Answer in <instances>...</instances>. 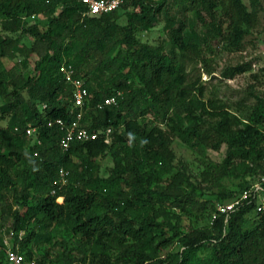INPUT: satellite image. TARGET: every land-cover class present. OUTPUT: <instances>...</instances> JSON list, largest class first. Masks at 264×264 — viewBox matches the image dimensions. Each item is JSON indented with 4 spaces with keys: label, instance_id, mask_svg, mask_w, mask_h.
Masks as SVG:
<instances>
[{
    "label": "trees",
    "instance_id": "obj_1",
    "mask_svg": "<svg viewBox=\"0 0 264 264\" xmlns=\"http://www.w3.org/2000/svg\"><path fill=\"white\" fill-rule=\"evenodd\" d=\"M180 1L195 12L206 40L223 38L236 46L246 28L258 26L264 10V0H249V5L243 0ZM166 3L128 0L112 12L83 16L79 0H0V92L5 99L0 111L10 114L7 127L0 129V212L13 217L15 231L26 229L24 239L15 236L13 247L28 258H33L32 251L24 249L31 240L56 246L54 233L62 227L67 236L61 242L62 264H264V212L257 211L252 197L208 227L181 232L178 225L167 223L175 230L171 237L157 221L159 208L151 207L173 197L170 187L152 185L156 172L170 167L177 138L201 150L226 143L231 154L264 162V104L254 106L244 122L225 106L204 101L196 81L187 82L184 59L198 56L205 39L187 37L181 26L172 33V49L165 52L135 37L136 28L148 29L158 20ZM128 6L140 11L128 13V22L120 23L119 11ZM39 15L46 18V29L36 19L28 24ZM26 34L32 41L23 45ZM17 57L20 61L11 68L2 67V59ZM33 58V74L26 75L23 70ZM64 61L88 90L82 124L101 133L67 151L58 145L63 132L46 124L49 119L70 123L75 118L72 88L59 70ZM246 70L238 66L230 74ZM112 96L115 104L98 108ZM30 125L38 126L41 145L25 135ZM108 128L112 133L106 142ZM107 153L116 166L102 177L97 160ZM61 168L68 174L59 188ZM180 198L184 206L192 203L187 196ZM14 206L28 208L21 213ZM152 208L153 215L148 213ZM250 211L259 216L258 224L243 231V218ZM174 238L178 249L160 258L159 252ZM202 248L209 249L205 257L198 254ZM6 249L0 238V264Z\"/></svg>",
    "mask_w": 264,
    "mask_h": 264
},
{
    "label": "rangeland",
    "instance_id": "obj_2",
    "mask_svg": "<svg viewBox=\"0 0 264 264\" xmlns=\"http://www.w3.org/2000/svg\"><path fill=\"white\" fill-rule=\"evenodd\" d=\"M151 1L157 2L158 0ZM243 2L249 5V0H243ZM184 4L180 0H167L159 13L158 20L148 29L136 28L135 37L140 43L160 46L165 52L172 49V33L181 26H183V34L187 37L205 39L198 56L184 59L183 65L187 73V82L196 81L198 86L202 87L201 98L204 101L208 103L213 101L217 105L225 106L231 115L245 122L254 106L264 104V33L262 30L264 10L260 14L258 26L246 28L240 46H236L223 38H208L206 40V30L201 21L195 12L186 10ZM132 11L140 10L137 8L135 10L131 6L120 10L119 22L126 24L129 20L127 14ZM34 19L41 22L42 29L47 28L45 17L42 15L37 18L31 17L28 24L34 23ZM31 41L32 37L26 34L21 43L26 45ZM121 49L125 50L126 47ZM20 59V57L14 60L4 58L2 67L11 68ZM34 61L35 58L32 59L31 66L23 70L26 75L33 74ZM238 66L247 68V70L242 73L234 71V74L231 75L233 69ZM130 81H133L136 86H140L139 79L131 76ZM4 102L5 99L0 92V107ZM9 115V113L4 114L0 111V129L7 127ZM205 117L209 118L208 115ZM171 147L174 151L173 161L168 170L165 168L161 174L156 172L152 187L156 185L170 187L171 190L168 191L172 193L173 197L164 203L156 202L151 206L159 208L157 221L164 223L163 228L167 237H171L175 233V230L168 228L167 223L178 225L181 232L208 227L211 225V218L219 204L239 197L245 187L258 182L264 175V162H256L243 158L239 154H231L226 143H223L218 149L208 147L201 150L191 147L177 138ZM97 163L102 177L109 176L116 166L109 153L100 157ZM257 163L260 164L261 170L256 166ZM155 169L159 171L160 168ZM178 192L180 193L178 194ZM181 196H187L192 203L184 206L180 201ZM29 201V206H33L31 199ZM62 201L57 200L59 203ZM27 208L28 206H14L12 209H19L21 213H25ZM148 213L153 215V208ZM258 221L259 216L254 211L246 213L242 222V230L254 229ZM31 226L32 224L29 225V229ZM36 231L38 232L40 229L36 228ZM46 231L49 233L50 229ZM25 234L26 229L14 230L13 217L2 216L0 212V238L6 245L15 246V236L18 235L24 239ZM49 235L51 236L50 233ZM54 235L56 246L43 239L31 240L25 246L24 250L32 251L31 256L37 264H62L64 248L61 242L67 240V236L62 227H59V231L57 230V234L54 233ZM177 239L174 238L172 245L159 252L160 258L168 257L170 251L178 249ZM17 245L20 246V244ZM198 254L205 257L209 254V249L202 248ZM155 261L156 259L152 262Z\"/></svg>",
    "mask_w": 264,
    "mask_h": 264
},
{
    "label": "built area",
    "instance_id": "obj_3",
    "mask_svg": "<svg viewBox=\"0 0 264 264\" xmlns=\"http://www.w3.org/2000/svg\"><path fill=\"white\" fill-rule=\"evenodd\" d=\"M80 3L85 7L83 16H95L104 13L112 12L118 9L122 4L128 0H79ZM59 70L63 74L65 81L72 88V95L70 96V102L72 104L71 112L75 113V118L70 123H67L64 119H49L47 121L48 127H59L63 132L60 139L58 140V145L61 150L67 151L72 144L82 141H90L98 139L101 136L99 131H92L82 124V119L86 113V102L88 99V90L85 85V80L82 77L76 76L75 68L64 61ZM116 103V96L107 98L104 103L98 104V108H102L105 105H112ZM47 105H42V109H46ZM16 132H20L19 127H15ZM38 126H28L25 128L24 132L28 138L34 141L33 144L41 145V139L38 134ZM111 129L108 128L103 133L106 142L110 141ZM37 155V152L34 153ZM68 172L61 168L59 170V188L66 184ZM55 190H53V194ZM250 197L256 201V209L258 212H264V175L260 177L259 181L252 184L249 189L243 191V193L235 198L234 200L221 203L218 205L216 212L211 218V224L219 215H225L228 217L232 212H234L239 206L243 205ZM62 198V196L57 197V200ZM63 202V201H62ZM61 202V203H62ZM2 264H37L35 259L28 258L24 253H22L19 248L10 247L7 245L5 252V258Z\"/></svg>",
    "mask_w": 264,
    "mask_h": 264
},
{
    "label": "bare ground",
    "instance_id": "obj_4",
    "mask_svg": "<svg viewBox=\"0 0 264 264\" xmlns=\"http://www.w3.org/2000/svg\"><path fill=\"white\" fill-rule=\"evenodd\" d=\"M61 200H62V198H59V199H58V201H61Z\"/></svg>",
    "mask_w": 264,
    "mask_h": 264
}]
</instances>
